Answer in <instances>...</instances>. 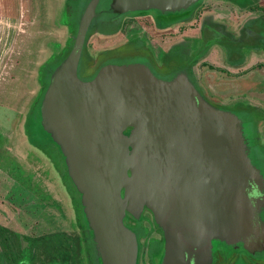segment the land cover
Listing matches in <instances>:
<instances>
[{
    "label": "water",
    "instance_id": "water-1",
    "mask_svg": "<svg viewBox=\"0 0 264 264\" xmlns=\"http://www.w3.org/2000/svg\"><path fill=\"white\" fill-rule=\"evenodd\" d=\"M100 1L86 2L66 47L43 64L27 122L28 138L64 178L87 257L90 245L93 264H139L145 211L161 234L147 245L152 264H213L215 249L221 264H233L246 258L240 252L263 251L264 171L255 161L264 146L253 107L209 100L186 49L163 73L139 45L79 75L82 58L94 62L90 35L117 27L116 17L183 14L202 0H108L110 16ZM263 20L226 48L264 47Z\"/></svg>",
    "mask_w": 264,
    "mask_h": 264
},
{
    "label": "rangeland",
    "instance_id": "rangeland-1",
    "mask_svg": "<svg viewBox=\"0 0 264 264\" xmlns=\"http://www.w3.org/2000/svg\"><path fill=\"white\" fill-rule=\"evenodd\" d=\"M87 1L0 0V264H93L90 245H87L88 262L64 178L42 146L28 138L25 129L30 107L40 89L39 69L53 54L66 47ZM238 1L239 4L234 5L229 1L203 0L197 13L200 18L203 13L217 19L224 15L228 17L226 22H231L235 29L250 16H257L251 11V5L240 3L245 0ZM107 2L101 0L98 9L106 12L102 15L110 16L106 11ZM256 2H260L258 8L264 7V0ZM200 18L192 24L177 25L175 35H197ZM116 19L112 28L120 22L123 23L121 27L104 33L95 31L90 35L92 58L89 59L95 63L90 65L86 57L82 58L79 65L81 77H87L102 61L140 50L138 42L133 46L125 44L127 36L122 27L125 24V28L130 26L133 31L140 22V35L151 27L152 21L134 14ZM132 33L134 36L137 32ZM149 44L153 42L149 41ZM120 46L113 50L117 52L99 56L102 51ZM204 53L203 64H197V80L203 88L217 93L203 90L205 96L214 103L228 106L243 103L253 107L248 109L257 118L254 120L255 131L263 130L260 141L264 145V53L249 52L244 63L231 68L234 72L229 79L222 81L219 80L224 76L222 67L225 64L220 50L213 45ZM206 76L209 87L204 84ZM236 78L240 84L230 82ZM258 151L264 154V148L259 147ZM255 164L264 171V160L262 164L256 161ZM139 227L140 242L146 248L159 235L149 213L143 214ZM240 253L246 258L233 264H264V250L254 256ZM217 254L215 249L213 264L222 262L217 260ZM147 261L143 254L140 264H148Z\"/></svg>",
    "mask_w": 264,
    "mask_h": 264
},
{
    "label": "flooded vegetation",
    "instance_id": "flooded-vegetation-1",
    "mask_svg": "<svg viewBox=\"0 0 264 264\" xmlns=\"http://www.w3.org/2000/svg\"><path fill=\"white\" fill-rule=\"evenodd\" d=\"M222 1H229L231 4L237 5L239 4L238 0H222ZM247 0H245L246 2ZM203 3V0L198 3V5L191 11L183 13V14H176V15H159V14H154V13H139V14H134L138 16H146L149 18V20L152 21V24L154 27H147L146 29L143 30L140 35H138L140 28V22H138L139 26L134 29L133 31H130L128 26L124 30V35L127 36V41L125 44H130V43H136L138 42V45L142 47V50L144 53L149 55L153 61L154 65V70L157 73H163L169 71V65L167 62V59L169 56H171L172 53H175L176 50H182L184 51L186 49V58L187 60H191L190 63V72L191 74L193 73L195 81L198 83L202 91L208 90L211 94H217L216 92H213L209 90V88H203L201 84L197 80L196 76V69H197V64L201 66L204 61H201L203 59V56L206 55L204 52L213 45L217 46L218 49L221 52L222 56V62H224L225 67H222L224 70V76H221V80H227L229 79L230 75L232 72L231 68H237L241 64L244 63L246 60L247 54L249 52H263L264 53V47L262 45H241L240 47L234 46L231 49L226 48V44L224 42H235L236 40L239 39L240 37V32L241 30L245 27L248 22L251 20H256L258 18H263L264 17V7L259 6L260 8L254 7L253 5L252 8L254 13H257V16H250L249 19H246L244 23H242L239 27L237 28H232L231 27V22L227 23L228 17H225L224 15L219 16V19L215 17H210V14L203 13L202 17L200 18L197 13V9L201 7ZM260 4V3H259ZM249 7V5H248ZM248 7H245L248 9ZM255 8H258L255 11ZM200 18L198 27H197V35H189V34H182V36L177 37L175 35V27L177 25H185L189 23H193V21L197 20ZM123 24V23H122ZM121 24V26H122ZM263 25H264V20H263ZM120 26V27H121ZM132 28V27H131ZM130 31V32H129ZM102 32V31H99ZM132 32H137L136 35H132ZM104 33V32H102ZM149 36V37H148ZM149 41H152L153 44L150 45ZM89 41L87 42V52L88 56L92 58V56L89 53ZM123 46V45H121ZM120 46V47H121ZM152 48H150V47ZM254 46V47H253ZM116 47V48H120ZM114 48V49H116ZM113 49L102 51L99 55L102 53H106L109 51H112ZM241 50V51H239ZM180 53V52H179ZM204 53V54H203ZM59 54V53H58ZM57 55V54H56ZM92 65V63H90ZM212 66V65H211ZM207 77H205L204 84H207ZM230 82L232 83H237L239 82V79H232ZM219 83V82H218ZM220 84V83H219ZM208 85V84H207ZM209 87V85L207 86ZM203 93L205 94V92ZM207 92V91H206ZM219 96V95H217ZM210 100V99H209ZM212 101V100H211ZM145 213H149L148 211H145ZM150 214V213H149ZM151 217V214H150ZM152 219V218H151ZM128 223L131 226L136 225V221L132 217H128ZM159 235H157L156 238L153 240H161V234L158 231ZM147 256V262L148 264L151 263V255L153 254V251L151 248L147 247L143 248L141 247L140 255H139V264L141 261V256L142 255Z\"/></svg>",
    "mask_w": 264,
    "mask_h": 264
},
{
    "label": "crops",
    "instance_id": "crops-1",
    "mask_svg": "<svg viewBox=\"0 0 264 264\" xmlns=\"http://www.w3.org/2000/svg\"><path fill=\"white\" fill-rule=\"evenodd\" d=\"M241 4L245 5H253L254 7H257V5L260 3V2H256V0H247L246 2H240ZM258 8H255V10H257ZM252 66V65H251ZM255 71V69H254ZM253 73H256V72H253ZM240 84V83H238ZM262 118V117H261ZM260 133H263V130L259 132V139H260ZM263 135V134H262ZM264 136V135H263ZM261 145L264 146L262 143V141H260Z\"/></svg>",
    "mask_w": 264,
    "mask_h": 264
},
{
    "label": "trees",
    "instance_id": "trees-1",
    "mask_svg": "<svg viewBox=\"0 0 264 264\" xmlns=\"http://www.w3.org/2000/svg\"><path fill=\"white\" fill-rule=\"evenodd\" d=\"M121 22L119 23V25L117 26V27H115L114 29H112V30H115L116 28H118L119 26H121ZM122 29H124L125 30V24L123 25V27H122ZM112 30H109V31H112ZM106 32H108V31H106ZM55 54H53L52 56H54ZM43 66V65H42ZM42 66L40 67V69L42 68ZM40 69H39V72H40ZM35 102V98H34V101H33V103ZM33 103H32V105H33ZM32 105H31V107H32ZM30 107V108H31ZM28 122V121H27ZM27 122H26V133H27V136H29V134H28V131H27ZM79 237V236H78ZM79 239H80V237H79ZM81 240V239H80ZM78 247V246H77ZM81 249V248H80Z\"/></svg>",
    "mask_w": 264,
    "mask_h": 264
}]
</instances>
